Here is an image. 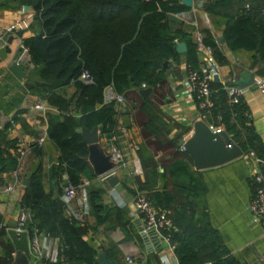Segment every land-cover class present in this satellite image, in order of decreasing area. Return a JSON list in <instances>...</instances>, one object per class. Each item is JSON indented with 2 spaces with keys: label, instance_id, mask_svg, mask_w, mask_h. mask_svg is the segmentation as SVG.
<instances>
[{
  "label": "trees",
  "instance_id": "trees-1",
  "mask_svg": "<svg viewBox=\"0 0 264 264\" xmlns=\"http://www.w3.org/2000/svg\"><path fill=\"white\" fill-rule=\"evenodd\" d=\"M9 2L30 6L33 18L38 20L39 30L22 39L21 44L32 65L30 78L42 82L34 89L57 110V113L45 114L46 139L57 152L53 173L59 180L64 177L74 186L79 185L82 178L94 176L87 161L88 146L75 129L90 130L99 126L101 133H109L121 111L115 101H103L104 87L110 86L123 99L127 95L139 96L136 89L141 83L153 90L162 82L163 62L179 61L174 40L186 46L184 63L191 67L198 64L196 46L188 32L193 30L192 25L173 16L189 10L179 0H5L4 5ZM245 4L248 8H244ZM262 8L264 0H209L202 4L201 11L208 19L223 22L221 38L230 51L252 52L253 58L258 56V62L264 63ZM198 33L201 44L209 49L216 64H225L210 29L200 27ZM82 71L87 72L90 83L79 79ZM69 85L73 91L68 95L56 92ZM19 88L23 90L22 86ZM211 90L213 105L208 111H200V115L206 123L221 126L244 154L252 151L261 160L263 146L248 123L243 102L229 104L219 82H212ZM150 105L146 98L139 108L149 115ZM20 112L13 111L9 121H18ZM154 119L161 124L157 117ZM146 127L155 136V141L147 142V146L161 152L174 149L176 139H158L159 128L152 121L146 123ZM0 140L4 145L0 149V172L16 169V159L5 152L14 141L4 140L2 132ZM31 148L34 155H40V146L34 143ZM143 158L141 154V162ZM148 158L149 155L145 157L146 162ZM169 158L166 172L182 183L171 190L154 187L156 178L164 181L165 170L158 172L157 162L153 161L146 171L145 182H136L135 186L157 211H164L168 217L170 226L162 229L161 234L168 236V242L173 245L177 263L235 264L220 245L215 231L197 225L193 218L194 198L203 192L198 177L189 171L178 153L171 152ZM86 202L87 214L94 217L95 224L105 222L110 208L101 204L99 191L86 189ZM20 205L28 213L24 224L27 232L35 230L57 240V261L45 264H97L95 249L83 238L81 227L75 225L74 219L65 216L56 206L51 192H44L38 171L28 174ZM167 211H171L170 215ZM114 213L116 218L121 217L117 209ZM175 217L187 229L178 227L179 219ZM205 247L211 257L208 263L201 255Z\"/></svg>",
  "mask_w": 264,
  "mask_h": 264
},
{
  "label": "crops",
  "instance_id": "crops-1",
  "mask_svg": "<svg viewBox=\"0 0 264 264\" xmlns=\"http://www.w3.org/2000/svg\"><path fill=\"white\" fill-rule=\"evenodd\" d=\"M4 1L0 0V4H3L0 6V36L5 40L7 36L12 35L13 39L8 46L6 59L0 60V133H3L4 140L14 141L13 146L6 148V153L16 159L19 152H23L17 166L16 184L9 192L0 191V264H31L20 252L12 248L5 232L7 224L16 222L17 219L19 199L24 187L22 177L28 179V174L38 171L44 192H52L54 185L59 199L64 177L59 180L53 173L57 152L52 143L46 139L45 114L57 113V110L46 102L43 103L45 107L43 113L34 110L33 103L44 101L34 89L37 86L28 90L23 88L21 91L19 88L22 86L21 82L14 79L6 70V65L12 61L22 63L25 65L23 81H37L33 77L30 78L32 65L29 63L21 40L39 30L38 20L33 18V10L30 6L13 2L4 5ZM187 11L192 14L196 24L192 26V31H188L191 41H194L198 29L204 27L203 24L197 25L200 19L217 40L218 48L225 58V64L217 65L220 84H232L235 72H250L254 77L264 76V63L258 62L256 57L253 58L252 52L230 51L224 41L219 42L222 21L218 26L210 22L205 23L202 18L203 12L194 6ZM15 22H23L22 27L16 30L21 31L20 37L14 36L16 31L13 34L3 31L5 27ZM163 63L165 66L162 65L161 84L156 85L153 90L148 87L136 89L139 96L127 95L119 106L121 111L115 119L113 129L109 133H101L99 128L97 130L98 151L105 155L109 145L113 144L120 151L125 162L123 167L113 169L105 177L96 176L92 170L94 176L87 179L86 189L98 190L101 204L105 208H110L105 222L95 224L92 215L78 214L76 199L71 203L63 204L62 212L65 216L72 217L76 226L81 227L83 238L96 251V262L106 259L116 261L117 264H128L125 257H129L131 260L129 264H178L168 242L162 240L158 246H153L151 243L148 246L144 245L137 231L138 225L143 227L142 218L132 206L135 183L145 182L146 171L153 161L157 162L158 172L163 168L165 170L164 181L156 178L154 187L164 186L166 190H171L175 185L183 182L166 172L169 154L178 153V157L186 162L189 171L198 177L203 187V192L194 198L192 206L193 218L197 221V225L215 231L220 245L235 264H264V230L257 221L252 220L248 209L252 193L250 174L255 170L254 165L250 160L240 157L202 170L194 168L189 156L176 144L179 138H188L191 134V124L197 117L205 123L206 119L200 115L194 101L187 99L183 93L181 84L184 76L183 53L180 54L177 63L170 60ZM146 89L149 93L143 96L141 91ZM72 91L71 85L56 90L66 95ZM146 98L151 103L149 115L139 108L141 101ZM241 101L246 109L248 123L263 146V157L257 169L264 177V98L256 89L247 87ZM10 105L11 108L7 109ZM3 108L7 111L3 112ZM15 110L21 111L18 114V121L10 122V115ZM154 117H157L161 124ZM151 121L159 128L156 135L158 139L162 141L176 139L174 149L172 147L161 152L154 151L153 147L146 145L147 142L155 141V136L146 127V123ZM39 137L43 138V142L40 145L41 153L36 156L32 152L31 145ZM3 147L0 140V149ZM134 147L136 150H133ZM141 154L144 156L143 162L140 160ZM147 155L150 158L146 162ZM11 172L12 170L0 172V184L13 181ZM110 176L116 177L113 186L107 183ZM115 209L120 212V218H116ZM167 213L170 215L171 211ZM177 223L178 227L187 229L180 219ZM45 236L40 233V242L43 245H45ZM201 255L205 263L210 261L207 247L201 250Z\"/></svg>",
  "mask_w": 264,
  "mask_h": 264
},
{
  "label": "built area",
  "instance_id": "built-area-1",
  "mask_svg": "<svg viewBox=\"0 0 264 264\" xmlns=\"http://www.w3.org/2000/svg\"><path fill=\"white\" fill-rule=\"evenodd\" d=\"M244 8H248V5L245 4ZM176 19L187 23L189 25L195 26V21L192 14L188 11L178 12L173 15ZM260 16L264 18V8L260 10ZM203 21L208 22L207 16L203 13ZM23 22H15L4 28V33L13 34L14 31L20 29ZM25 26V25H23ZM4 37L0 36V46L4 43ZM175 43L176 40H174ZM196 46V52L198 54V64L196 67H191L187 64L184 66V76L182 79L183 93L185 97L189 100L194 101L197 109L199 111H208L212 105L213 101L211 99V83L213 82V76L218 75V66L214 59L210 55V51L207 47H204L200 42V35L198 32L195 33L194 41ZM79 79L83 83H90L91 79L86 71H82L79 75ZM253 85L255 89L263 96L264 98V76L254 77ZM146 86L141 83L140 88H145ZM223 90L225 92L227 102L229 104H236L241 101L242 96L246 88H239L232 84H222ZM115 101L118 104V107L121 105L123 98L121 95H118L113 92L110 86H106L103 89V101ZM36 102L32 104V108L37 112H44V103ZM208 127L212 131H218L222 129L221 127L213 126L208 124ZM43 142V138L39 137L36 140V145L40 146ZM133 150H136L134 147ZM22 152H19L18 157L16 158L17 166L19 160L22 156ZM108 161L115 168H121L124 166L125 162L123 160L122 154L113 144H110L106 154ZM243 159L250 160L252 165H254V171L250 174V182L252 185V193L250 200L248 202V209L251 213L252 220L257 221L264 230V177L259 173L257 165L261 162L260 159L254 156L252 151L243 153ZM17 167L12 170L11 175L13 181L11 183L0 184L1 192H9L12 190L13 186L17 182ZM109 174V173H108ZM107 174V175H108ZM104 175L102 177H105ZM88 185L87 179H82L79 185L74 186L68 180L64 178L60 200L63 204L71 203L74 199L77 200V209L78 214L84 215L87 214V202H86V187ZM133 209L136 213L140 215L143 222L144 228H152L162 240L168 242V236L162 235L161 230L166 229L170 226V222L165 212L157 211L148 199L145 197L142 191L135 189L133 202ZM28 219V213L23 206H19L18 214L16 219L17 230H25L24 224ZM1 227V226H0ZM26 231V230H25ZM27 243H28V253L31 263L41 261L45 263H55L58 258V245L57 240L53 237L45 236V245L40 242V233H37L35 230L31 233L27 232ZM169 243V242H168ZM169 248L173 250V245L169 243ZM125 261L129 264L131 262L129 257H125Z\"/></svg>",
  "mask_w": 264,
  "mask_h": 264
},
{
  "label": "water",
  "instance_id": "water-1",
  "mask_svg": "<svg viewBox=\"0 0 264 264\" xmlns=\"http://www.w3.org/2000/svg\"><path fill=\"white\" fill-rule=\"evenodd\" d=\"M208 1L209 0H179V2L184 6L189 8L194 6L196 9H201L202 4ZM20 35L21 31H16L14 33V36L16 37H20ZM12 39V35L7 36L4 43L0 46V60L3 61L6 59L8 46L11 44ZM219 42H222V38L219 39ZM174 48L175 51L179 54L184 53L186 50L184 42L176 43ZM162 65L165 66L164 63ZM24 69V64L14 61L6 65V70L8 71V73H10V75L14 79L21 82L24 89L28 90L33 86H39L42 84V82L39 81H23V78L25 77ZM213 82L218 83L217 75L213 76ZM253 82L254 76L252 73L235 72L233 75L232 85L239 88L249 87L251 89H255ZM141 93L143 96H145L149 93V90L146 89L144 91H141ZM98 128L99 126H95L89 130L84 127H77L75 129V132L82 136L84 142L88 146L87 161L91 169L96 176L102 177L111 172L114 169V166L108 161L107 156L99 152L96 148V144L98 143ZM176 145L189 156L194 165V168L197 170L218 166L231 160L240 158L243 155L240 147L232 141L230 135L224 129L212 131L208 127V125L199 117H197L192 122L191 134L188 136V138H179ZM26 183L27 178L22 177V185L25 186ZM107 183L109 186H113L116 183V177H108ZM51 199L54 200L58 208H61L63 206L62 201L58 198V194L55 190L54 185H52ZM15 226L16 223L13 221L8 223L5 231L6 235L10 240L12 248L20 252L27 261H30L28 253L27 233L25 230H17ZM137 231L145 246H148V244L150 243L153 244V246H158L159 242L162 241L161 237H159L152 228H144L138 225ZM31 264L44 263L41 261H37ZM97 264L117 263L116 261H108L106 259H102L97 261Z\"/></svg>",
  "mask_w": 264,
  "mask_h": 264
},
{
  "label": "rangeland",
  "instance_id": "rangeland-1",
  "mask_svg": "<svg viewBox=\"0 0 264 264\" xmlns=\"http://www.w3.org/2000/svg\"><path fill=\"white\" fill-rule=\"evenodd\" d=\"M208 22H210V23H213V24H215V25H217L218 26V24L221 22V20L220 19H208ZM204 25V27H206V24H204V23H202V19H200L198 22H197V25L198 26H201V25Z\"/></svg>",
  "mask_w": 264,
  "mask_h": 264
}]
</instances>
